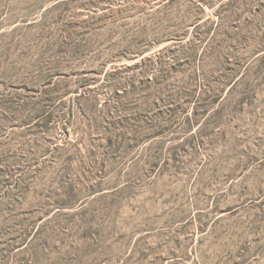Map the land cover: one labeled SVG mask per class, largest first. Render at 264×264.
Segmentation results:
<instances>
[{
	"label": "rangeland",
	"instance_id": "obj_1",
	"mask_svg": "<svg viewBox=\"0 0 264 264\" xmlns=\"http://www.w3.org/2000/svg\"><path fill=\"white\" fill-rule=\"evenodd\" d=\"M0 264H264V0H0Z\"/></svg>",
	"mask_w": 264,
	"mask_h": 264
}]
</instances>
